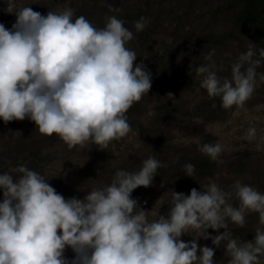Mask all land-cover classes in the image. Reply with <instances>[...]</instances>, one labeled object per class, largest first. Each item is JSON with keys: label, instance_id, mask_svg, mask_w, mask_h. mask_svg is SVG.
<instances>
[{"label": "clouds", "instance_id": "clouds-1", "mask_svg": "<svg viewBox=\"0 0 264 264\" xmlns=\"http://www.w3.org/2000/svg\"><path fill=\"white\" fill-rule=\"evenodd\" d=\"M107 8L120 11L110 3ZM3 11L14 14L15 22L10 29L0 23V120L27 118L41 135L55 134L69 149L106 150L132 131L127 112L149 92L152 77L143 62L134 63L137 54L127 47L133 32L122 19L107 16L98 28L72 7L41 15L17 0H4ZM147 22L140 17L136 32ZM214 55L212 49L207 64L191 69L200 87L224 109L243 108L257 80L264 81L257 72L264 48L250 42L230 77L218 75ZM255 137L256 128L249 127L246 139ZM195 143L213 161L224 150L200 137ZM161 167L151 154L136 171L116 169L108 184L92 187L83 199H66L27 165L0 172V264H215V248L180 240L189 231L211 238L215 247L225 242L227 264H264V193L239 180L228 191L210 181L187 195L171 191L167 215H158L143 210L131 193L149 187ZM183 168L193 176L194 164ZM250 212L260 225L253 239L233 237L229 223L243 227ZM207 229L224 231L210 237ZM66 246L75 253L71 260Z\"/></svg>", "mask_w": 264, "mask_h": 264}, {"label": "rangeland", "instance_id": "rangeland-1", "mask_svg": "<svg viewBox=\"0 0 264 264\" xmlns=\"http://www.w3.org/2000/svg\"><path fill=\"white\" fill-rule=\"evenodd\" d=\"M249 2L17 0L18 6L28 5L41 15L64 6L72 7L76 15H84L98 28L104 26L107 16L116 15L133 32L134 38L127 47L137 54L134 63L143 62L151 73L152 83L149 92L127 112L132 131L125 138L112 141L106 150L95 145L69 149L55 134L41 135L27 118L7 123L0 120V172L27 165L48 179L66 199H83L92 187L108 184L116 169L136 171L145 158L154 154L163 167L158 169L149 187L139 186L131 196L143 210H158V215L165 216L171 191L187 195L192 188L204 190L210 181L228 191L239 180L264 193V81L257 80L258 87L243 108L224 109L219 98L207 96L191 70L207 64L204 57L215 49L213 59L218 75L230 77L232 63L247 50L250 42L257 49L264 48V10L258 9L262 20L253 29L241 19L245 8L251 7ZM108 3L120 11L110 12ZM3 8L4 0H0V23L10 29L15 15L5 13ZM140 17L148 22L137 33L134 23ZM257 72L264 73V64ZM249 127L256 128V137L251 141L246 139ZM196 137L223 146L218 160L213 161L198 150ZM186 163H201V170L195 166L193 176L188 177L183 168ZM231 202L238 204L235 200ZM152 219L149 215V220ZM258 226V214L250 212L243 227L229 223L227 230L233 237L247 241L253 239ZM206 231L214 237L224 230ZM196 235L195 231H189L180 240L196 239L199 247L215 248V264H227L225 242L215 247L211 238ZM64 255L71 260L75 253L66 246Z\"/></svg>", "mask_w": 264, "mask_h": 264}, {"label": "trees", "instance_id": "trees-1", "mask_svg": "<svg viewBox=\"0 0 264 264\" xmlns=\"http://www.w3.org/2000/svg\"><path fill=\"white\" fill-rule=\"evenodd\" d=\"M249 5L251 7L245 8V10L242 12L241 19L243 18L244 23H246L245 25H248L249 28L253 29L254 27H256V25H255L256 22L258 20H262L260 14H257V11L259 8L264 10V0H251V2H249ZM258 39L260 41L261 37ZM253 40H254V42H257L256 38ZM259 46H260V44H259ZM195 166L199 170H201V166H202L201 163L200 164L197 163Z\"/></svg>", "mask_w": 264, "mask_h": 264}]
</instances>
